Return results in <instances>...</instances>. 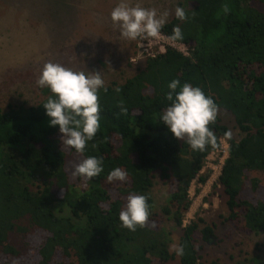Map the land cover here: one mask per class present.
Returning a JSON list of instances; mask_svg holds the SVG:
<instances>
[{
    "label": "trees",
    "instance_id": "1",
    "mask_svg": "<svg viewBox=\"0 0 264 264\" xmlns=\"http://www.w3.org/2000/svg\"><path fill=\"white\" fill-rule=\"evenodd\" d=\"M181 7L186 19L172 17L160 33L169 38L179 26L182 39L174 41L187 55L166 47L122 83L104 85L100 127L82 153L64 149L58 126H49L42 105L51 95L47 87L35 105L0 110V264H168L176 258L179 264H218L200 261L195 236L211 241L212 228L199 227V217L183 220L190 186L206 182L208 174L200 172L221 138L228 147L217 185L227 220L264 234V0H184ZM173 79L201 88L217 104V118L208 125L216 148L194 151L158 119ZM227 114L239 139L223 120ZM88 156L102 158L103 171L74 177L75 165ZM116 167L127 179L109 183L107 174ZM155 178L169 186L159 213L151 195ZM130 192L145 195L149 204L147 222L135 231L119 220ZM163 217L180 231L181 256L170 251L158 225Z\"/></svg>",
    "mask_w": 264,
    "mask_h": 264
},
{
    "label": "rangeland",
    "instance_id": "2",
    "mask_svg": "<svg viewBox=\"0 0 264 264\" xmlns=\"http://www.w3.org/2000/svg\"><path fill=\"white\" fill-rule=\"evenodd\" d=\"M184 0H127L130 5L139 4L154 8L159 15L167 10L166 22L175 16V8ZM120 0H0V110L7 105L30 106L42 98L41 87L36 85L46 62L62 64L75 71H98L104 85L122 83L141 68L147 57L141 54L139 39L127 40L120 35L110 13ZM164 46H174L186 53L185 46L171 41H161ZM152 53H156L153 51ZM223 120L231 128L233 137L240 138L232 118ZM68 150L70 147L64 146ZM224 156V157H223ZM222 152L210 153L200 174H208L204 184L194 180L189 189L191 205L184 215L183 224L196 218L213 230L211 241H202L200 261L218 264H252L257 259L264 264V234H253L243 229L240 220H227L225 197L217 178L224 159ZM260 191L252 197L260 195ZM153 210L167 204L169 186L158 178L151 191ZM158 225L168 237L169 246L177 244L180 235L173 222L161 218ZM171 251V250H170ZM174 252V251H171ZM34 262L30 260L29 263ZM168 264H179L174 259Z\"/></svg>",
    "mask_w": 264,
    "mask_h": 264
},
{
    "label": "clouds",
    "instance_id": "3",
    "mask_svg": "<svg viewBox=\"0 0 264 264\" xmlns=\"http://www.w3.org/2000/svg\"><path fill=\"white\" fill-rule=\"evenodd\" d=\"M222 10L225 14L229 11L226 4L222 6ZM167 16V10L158 15L154 8L130 5L127 0H120L110 13L113 24L119 27L120 35L133 41L157 37ZM175 16L180 20L186 19L184 9L179 6L175 8ZM169 39H182L179 26L173 28ZM36 85L47 87L51 92L42 104L46 116L49 117V126H58L64 146L82 153L100 127L98 92L104 89L101 72L75 71L49 61L43 65ZM168 89L165 98L169 103L160 112L158 119L175 138L187 142L194 151H203L206 146L216 148L217 137L208 127L216 120L218 113V106L213 98L206 96L201 88L187 82L181 85L178 79L171 80ZM230 136V132L225 133V137ZM102 171V158L88 156L75 165L72 175L91 179ZM127 175L126 171L116 167L109 171L106 179L109 183L114 180L123 182ZM147 199L145 195L137 192L128 194L126 207L119 213L122 227L135 231L138 225H145L150 214ZM170 250L178 256L184 253L183 246L176 243L170 245Z\"/></svg>",
    "mask_w": 264,
    "mask_h": 264
},
{
    "label": "built area",
    "instance_id": "4",
    "mask_svg": "<svg viewBox=\"0 0 264 264\" xmlns=\"http://www.w3.org/2000/svg\"><path fill=\"white\" fill-rule=\"evenodd\" d=\"M157 38L161 39V41H171L174 44H176L177 42H175L174 40L169 39L168 37H166L165 35L159 33L157 37H148L146 40L141 41V44L139 45V47L141 48V54L145 55V56H149L147 58H151L156 56L157 54L163 53L166 49V46H164L163 44H158L159 42L156 40ZM180 44V43H179ZM182 46H184L183 44H181ZM167 47H171L174 48V46H167ZM186 48V47H185ZM176 49V48H174ZM177 50V49H176ZM153 51H156V53H152ZM179 51V50H178ZM187 51V48H186ZM182 53V52H181ZM184 55H187L186 53H182ZM220 146L218 149H216L215 151L211 152V153H219L222 152L223 155H227V143L224 139H220ZM224 157V156H223Z\"/></svg>",
    "mask_w": 264,
    "mask_h": 264
}]
</instances>
